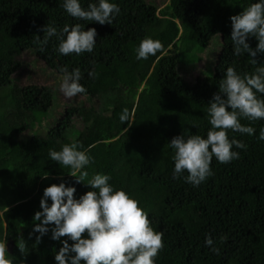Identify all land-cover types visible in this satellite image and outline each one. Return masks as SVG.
<instances>
[{"label": "trees", "instance_id": "obj_1", "mask_svg": "<svg viewBox=\"0 0 264 264\" xmlns=\"http://www.w3.org/2000/svg\"><path fill=\"white\" fill-rule=\"evenodd\" d=\"M90 2L95 0H81V5L86 8ZM115 2L120 12L112 25H100L70 17L63 0H0V240L12 242L6 258L12 264H56L60 242L51 239L49 230L36 243L38 233L33 232L39 222L32 217L41 210L43 190L64 182L76 188L79 198L91 190L86 184L99 173L138 200L151 226L163 233L164 247L155 264H264V141L258 139L264 120L251 122L256 129L252 136L229 130V138L242 141L246 150L235 149L239 159L228 164L213 158L214 174L198 187L172 178L174 151L168 144L182 134L206 138L211 127L208 102L227 67L251 74L259 66L247 54L233 55L230 39V17L256 0H168L162 8L152 0ZM76 23L96 29L92 53L60 55L56 37L42 52L33 43L35 36L43 38L47 24L59 31ZM214 36L221 48L211 74L189 80L190 69L180 70L194 60L186 53L205 48ZM145 38L161 41L163 50L137 60L136 50ZM247 42L252 48L257 44L254 37ZM27 52L60 82V68H79L87 90L76 96L82 103L65 106L55 125L42 132L37 115L52 108L53 88L19 81ZM254 59L264 63V54ZM125 109L129 120L122 123ZM74 141L92 157L85 184L76 183L69 169L48 155L50 149L58 151ZM206 236L219 254L205 247Z\"/></svg>", "mask_w": 264, "mask_h": 264}, {"label": "clouds", "instance_id": "obj_2", "mask_svg": "<svg viewBox=\"0 0 264 264\" xmlns=\"http://www.w3.org/2000/svg\"><path fill=\"white\" fill-rule=\"evenodd\" d=\"M62 7L76 20L100 25H112L120 12L115 0H95L86 8L82 7L81 0H63ZM230 21L233 55L247 54L251 63L259 66L251 74L227 67L218 92L208 102V123L211 127L206 138L200 135L185 137L182 134L168 143L174 151L172 178H182L193 187H198L214 174L211 167L213 158L220 164H228L239 159L240 153L235 149L246 150L247 146L242 141L229 138V130L252 136L256 129L251 122L264 120V98H261L264 96V63L254 59L258 53L264 54V0L250 2L239 14L231 16ZM42 31L43 38L35 36L33 41L41 52L52 37L59 41L55 50L63 56L92 53L97 43L96 29L85 30L80 23L66 24L59 31L47 24ZM250 37L257 41L255 48L247 42ZM163 47L161 41L145 38L136 50V58L147 60L161 52ZM60 72L63 75L59 91L65 98L87 93L80 83L82 73L79 68L68 71L62 67ZM88 76L94 78V72L89 71ZM242 119L249 121V125L242 124ZM120 120L128 122L126 109ZM258 139L264 141V127L260 128ZM81 149L83 145L74 141L62 145L58 151L50 149L48 153L52 161L69 169L68 174L75 178L76 183H84L89 175L86 167L93 162L88 151ZM110 179L107 174H95L86 184L91 190L79 198L75 196L76 188L66 186L64 182L51 184L43 190L39 202L41 210L32 217L34 222H39L34 224L33 232L38 233L36 243L49 230L51 239L60 242L61 247L54 256L56 264H155L158 253L164 247L163 233L151 226L149 214L139 201L123 189H115L109 183ZM61 237L67 239L61 240ZM204 245L212 253L219 254L210 236L205 237ZM24 248L25 243L21 241L19 250L23 252ZM6 253L5 239L0 240V264H12Z\"/></svg>", "mask_w": 264, "mask_h": 264}, {"label": "rangeland", "instance_id": "obj_3", "mask_svg": "<svg viewBox=\"0 0 264 264\" xmlns=\"http://www.w3.org/2000/svg\"><path fill=\"white\" fill-rule=\"evenodd\" d=\"M168 0H152V2L157 5L158 8H162L167 4ZM221 48V43L218 39V36H214L212 40L208 43L205 48H191L186 54L194 58L193 61H190V64H182L180 65V70L184 72L186 68L190 69L189 74H187V78L189 80H193L196 76H206L210 75L212 72V66L214 64V60L216 59L217 52ZM36 55L32 53H25L22 56L23 61L25 62L24 68L26 70L20 74L19 81L22 84L26 83H43V84H50L53 88V106L52 108L44 114V116L39 117L41 114L37 115L39 118L40 124L37 126L41 127V131H44L48 128H51L57 122L60 113L62 112L63 108L67 105L80 104L82 101L80 97H74L72 99H67L63 96V94L59 91V78L50 73L43 65L38 61H35ZM186 66V67H185ZM187 69V70H188ZM31 75V76H28ZM16 76V75H15ZM21 77V79H20ZM85 104L88 103V100H83ZM30 130L25 131L24 136L30 135ZM6 247L8 244L6 243Z\"/></svg>", "mask_w": 264, "mask_h": 264}, {"label": "water", "instance_id": "obj_4", "mask_svg": "<svg viewBox=\"0 0 264 264\" xmlns=\"http://www.w3.org/2000/svg\"><path fill=\"white\" fill-rule=\"evenodd\" d=\"M6 243H7V244H8V243H10V244H11L12 242H11V240H9V241H7ZM8 250H10V249H8Z\"/></svg>", "mask_w": 264, "mask_h": 264}]
</instances>
